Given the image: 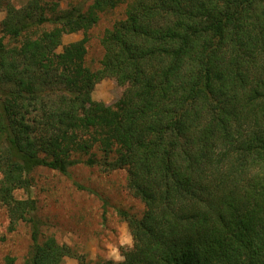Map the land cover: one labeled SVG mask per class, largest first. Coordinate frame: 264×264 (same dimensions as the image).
Returning a JSON list of instances; mask_svg holds the SVG:
<instances>
[{
	"label": "trees",
	"instance_id": "16d2710c",
	"mask_svg": "<svg viewBox=\"0 0 264 264\" xmlns=\"http://www.w3.org/2000/svg\"><path fill=\"white\" fill-rule=\"evenodd\" d=\"M100 66L84 63L99 13ZM0 202L30 225L23 264H63L42 238L29 173L123 168L139 216L125 264H264V0H0ZM48 25L49 28L38 31ZM82 31L63 45V32ZM7 38L8 40L6 41ZM124 86L112 104L94 83ZM22 189L26 197H15ZM0 264H15L4 255ZM78 264H83L79 261ZM97 264H113L111 259Z\"/></svg>",
	"mask_w": 264,
	"mask_h": 264
},
{
	"label": "rangeland",
	"instance_id": "374dc122",
	"mask_svg": "<svg viewBox=\"0 0 264 264\" xmlns=\"http://www.w3.org/2000/svg\"><path fill=\"white\" fill-rule=\"evenodd\" d=\"M58 1V8L81 4L86 7L92 0ZM125 4L99 13L97 22L87 30L84 63L91 69L100 66L103 47L100 39L106 28L124 17ZM4 12H0L2 18ZM49 28L43 25L38 31ZM1 34V32H0ZM82 31L63 32L57 51L68 42L81 39ZM6 41L8 40L5 38ZM124 86L109 76L96 81L90 92L91 99L105 104L116 102ZM30 196L35 200L36 214L41 221L42 238L53 235L57 241L69 245L71 254L62 256L63 264H97L107 260L109 246H118V240L127 221L120 212L139 216L143 209L141 200L126 187L123 168L106 170L100 165L77 163L66 174L45 166H37L29 173ZM15 197H26L22 189L14 191ZM31 246L30 225L19 221L13 227L0 202V260L9 254L15 264H23ZM124 249V248H120Z\"/></svg>",
	"mask_w": 264,
	"mask_h": 264
},
{
	"label": "clouds",
	"instance_id": "9594fccd",
	"mask_svg": "<svg viewBox=\"0 0 264 264\" xmlns=\"http://www.w3.org/2000/svg\"><path fill=\"white\" fill-rule=\"evenodd\" d=\"M134 243V236L127 226H125L118 240V246H109V255L107 258L111 259L113 264H125L126 257L120 253V248L131 250L134 247Z\"/></svg>",
	"mask_w": 264,
	"mask_h": 264
}]
</instances>
